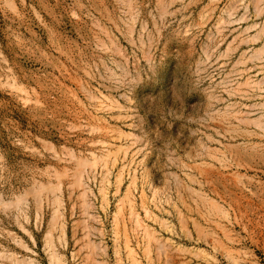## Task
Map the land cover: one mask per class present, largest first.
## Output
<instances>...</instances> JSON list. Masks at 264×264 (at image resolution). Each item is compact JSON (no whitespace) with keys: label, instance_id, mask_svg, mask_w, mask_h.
Segmentation results:
<instances>
[{"label":"rangeland","instance_id":"rangeland-1","mask_svg":"<svg viewBox=\"0 0 264 264\" xmlns=\"http://www.w3.org/2000/svg\"><path fill=\"white\" fill-rule=\"evenodd\" d=\"M256 122L264 0H0V264H264Z\"/></svg>","mask_w":264,"mask_h":264},{"label":"bare ground","instance_id":"bare-ground-1","mask_svg":"<svg viewBox=\"0 0 264 264\" xmlns=\"http://www.w3.org/2000/svg\"><path fill=\"white\" fill-rule=\"evenodd\" d=\"M245 122V121H244ZM262 122V121H261ZM257 123V122H256ZM247 124V123H246ZM239 129V128H238ZM244 129V128H243ZM247 129V128H246ZM237 130V129H236ZM245 130V129H244ZM240 132V131H239ZM229 133V132H228ZM232 135V134H230ZM229 135V136H230ZM234 136V135H233ZM231 137V136H230ZM235 140L240 141L234 146L237 151H242V148H247L250 151L260 152L259 149L263 147L264 140V123L255 124L254 128L251 130L243 131V133L237 134L233 137ZM246 150V149H244ZM259 155V154H258Z\"/></svg>","mask_w":264,"mask_h":264}]
</instances>
